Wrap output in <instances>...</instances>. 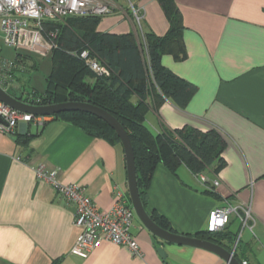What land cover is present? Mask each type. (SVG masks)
<instances>
[{
	"label": "crops",
	"instance_id": "crops-1",
	"mask_svg": "<svg viewBox=\"0 0 264 264\" xmlns=\"http://www.w3.org/2000/svg\"><path fill=\"white\" fill-rule=\"evenodd\" d=\"M174 1L183 18L187 57L177 60L164 54L162 63L194 83L197 92L185 108L170 99L155 107L151 98L146 124L154 133L183 127L219 131L226 141L225 166L212 174L220 180L214 195L187 166L173 173L159 164L147 190V210L165 215L176 232L195 236L206 230L212 209L250 204L249 226L242 228L232 214L225 230L234 236L232 249L237 247L241 263L264 264V0ZM137 2L144 30L164 35L170 23L160 2ZM98 29L139 33L132 15L120 10L104 16ZM1 55L18 64L8 91L32 90L24 82H33L38 70L35 53L9 48ZM47 56L45 86H33L39 91H44L52 68L51 53ZM45 119V124L21 122L15 128L16 134L32 135L27 147L0 132V264H228L209 250L163 241L136 219L133 232L143 256L112 242H103L87 258L71 253L80 233L76 207L39 180L32 166L44 164L62 180L85 186L95 204L107 210L117 188L130 196L126 158L120 144L52 116Z\"/></svg>",
	"mask_w": 264,
	"mask_h": 264
},
{
	"label": "trees",
	"instance_id": "trees-1",
	"mask_svg": "<svg viewBox=\"0 0 264 264\" xmlns=\"http://www.w3.org/2000/svg\"><path fill=\"white\" fill-rule=\"evenodd\" d=\"M158 1L169 20V29L164 35L146 32L142 21L143 40L140 32L118 34L100 31L98 27L104 16H69L64 20L44 23L46 32H57L54 38L56 46L51 52L52 68L46 76L44 91L33 88L19 94L14 88L9 90L14 96L30 103L86 101L113 114L132 141L138 187L146 208L147 190L159 164L173 173L185 165L193 173H205L210 178L225 166L223 151L226 141L219 131L212 129L204 132L194 127H183L154 133L146 124L151 98L155 107L170 99L185 108L197 92L194 83L178 76L162 63L164 54L182 60L187 57V51L179 7L174 0ZM83 50L89 51V58H97L107 65L110 73L99 75L95 72L87 60L79 56ZM134 96L138 98L137 102L133 101ZM52 117L112 145H122L116 131L91 113L66 111ZM13 136L23 147L28 146L32 137L29 133H14ZM208 192L215 195L212 190ZM148 212L157 225L176 232L165 215L156 209ZM195 236L232 250L234 236L226 230L216 233L203 230ZM234 254L238 258L237 247Z\"/></svg>",
	"mask_w": 264,
	"mask_h": 264
},
{
	"label": "built area",
	"instance_id": "built-area-1",
	"mask_svg": "<svg viewBox=\"0 0 264 264\" xmlns=\"http://www.w3.org/2000/svg\"><path fill=\"white\" fill-rule=\"evenodd\" d=\"M117 10L127 11L132 15L143 40L144 15L134 0H0V25L7 45L15 50L24 49L46 56L56 46L54 38L57 32H46L44 23L64 20L69 16H106ZM79 56L86 59L99 75L110 73V69L101 60L89 58L88 50H83ZM147 64L149 65V60ZM17 65L14 59H7L0 54V86L7 91L13 86ZM0 115L5 120V123L0 122V132L9 135L15 133V128L21 122L45 124V118L48 117L20 112L1 100ZM32 168L39 180L50 184L62 198L76 207L75 225L80 233L71 246V253L87 258L103 242H112L128 247L135 256H143L133 232L136 214L130 197L123 190L117 188L113 205L102 210L89 196L85 186L62 180L57 170L47 169L44 164H37ZM198 176L210 190L220 185L219 178L210 179L205 173ZM240 208L226 204L212 209L206 230L210 233L225 230L232 214L239 217L242 228L249 226V220H253L251 206L248 204ZM238 240L239 237L237 242ZM242 264H248V261L243 260Z\"/></svg>",
	"mask_w": 264,
	"mask_h": 264
},
{
	"label": "water",
	"instance_id": "water-1",
	"mask_svg": "<svg viewBox=\"0 0 264 264\" xmlns=\"http://www.w3.org/2000/svg\"><path fill=\"white\" fill-rule=\"evenodd\" d=\"M0 100L13 109L35 116H53L66 111H83L103 119L116 131L121 140L126 158L128 191L131 204L136 216L143 226L147 228L153 235L163 241L209 250L221 256L228 264H242L239 258H237V256L234 254V249L229 250L223 245L213 242L209 239L173 232L164 229L155 223V221L151 218L147 208L145 207L139 191L135 153L132 141L124 126L109 111L86 101H65L51 104H34L19 99L1 86ZM0 122L5 123V120L1 115ZM157 251L162 258H166L167 253L163 247H159Z\"/></svg>",
	"mask_w": 264,
	"mask_h": 264
},
{
	"label": "rangeland",
	"instance_id": "rangeland-1",
	"mask_svg": "<svg viewBox=\"0 0 264 264\" xmlns=\"http://www.w3.org/2000/svg\"><path fill=\"white\" fill-rule=\"evenodd\" d=\"M11 48L9 45L5 43L3 33L1 31V25H0V54L1 52H5L6 50ZM14 49V48H13ZM15 50V49H14ZM34 58L39 62L38 70L35 72L36 75L33 76V82H24L26 83L24 86H26L27 89H33L34 87H37L38 89H43L45 86V75L47 73V60L50 59L49 56H43L39 53H35ZM135 219L137 222L141 223L137 216H135Z\"/></svg>",
	"mask_w": 264,
	"mask_h": 264
}]
</instances>
